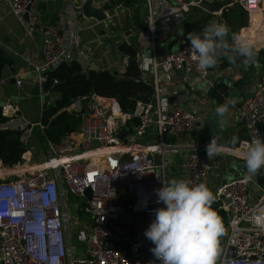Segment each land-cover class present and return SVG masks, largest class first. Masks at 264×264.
<instances>
[{"label": "built area", "instance_id": "1", "mask_svg": "<svg viewBox=\"0 0 264 264\" xmlns=\"http://www.w3.org/2000/svg\"><path fill=\"white\" fill-rule=\"evenodd\" d=\"M203 1L144 0L146 13L138 47L124 43L136 49L140 77L144 75V83L152 87L148 101L138 102L131 113H124L114 99L79 98L66 109L83 112L76 132L56 145L45 143L48 149L42 158L30 154L13 167H4L0 161V264H160L144 231L154 219L155 209L163 206L157 203L156 190L169 182V154L180 152L181 169L186 180L194 184H206L213 167L205 154L207 144L170 142L190 137L204 117L196 108L171 106L170 99L179 93L166 86L173 74L185 87L201 80L209 84V68L198 67L184 37L177 50L160 58L155 50L157 42L173 26L184 24L189 12ZM40 3L11 0L9 6L24 23L28 37L40 35L38 84L41 97L46 99L52 96L43 89L47 72L73 62L87 71L92 62L65 29L68 25L63 29L41 25ZM237 3L249 22L262 4L264 11V0ZM67 13L61 16L62 22L75 23L76 13ZM141 81L142 77L134 80ZM251 94L253 97L241 101L237 109L246 138L236 148L218 147V153L225 152L243 163L246 144L261 136L259 125L264 127V75ZM1 108L5 121L0 131L21 133L29 148L35 128L43 131L41 123L20 116L13 104L5 103ZM121 131L125 133L123 140L117 137ZM144 139L148 142L142 143ZM258 175L249 176L245 168L213 191L211 205L226 217L225 241L216 264H264V182H258ZM71 198L79 202L74 221L68 214ZM71 233L77 244L72 243ZM229 249L234 254L231 259L226 258Z\"/></svg>", "mask_w": 264, "mask_h": 264}, {"label": "crops", "instance_id": "2", "mask_svg": "<svg viewBox=\"0 0 264 264\" xmlns=\"http://www.w3.org/2000/svg\"><path fill=\"white\" fill-rule=\"evenodd\" d=\"M96 8H104L107 16L109 0H92ZM144 2V0H141ZM11 0H0V48L4 49L13 60L11 66H5L2 71L0 81V107L5 103L13 104L17 107L19 115L31 123L40 122V116L46 101L41 97L38 84V68L42 66L40 47V35L37 33L33 37L26 35L24 23L10 12ZM84 0H41L39 11L41 25H54L60 29L67 26L72 33V38L76 39L78 46L84 49L91 64L98 67L99 71L105 70L110 73H121L125 70L126 57L116 56L119 45L114 39L117 37V28L125 26L124 20H113V25L106 22H97L94 19H86L80 12V7ZM218 4L222 5L217 8ZM118 8V7H116ZM222 9L225 12L222 13ZM66 12L76 13L77 21L67 24L62 22L61 16ZM128 14V11H125ZM67 13V15H70ZM78 13V14H77ZM146 13V12H145ZM208 24H225L229 32L239 40L244 38L251 44L254 56L252 60L245 62L242 57L237 63L224 65V60L231 59V55L219 56L216 64L208 70L209 84L205 81L185 87L179 82L174 74L172 82L166 84L169 90L177 91L179 94L170 99L171 106H184L196 108L204 119L202 123L190 134V137L169 139L170 142L179 144H208L211 138L217 140L218 147L236 148L247 136L242 123L238 122L237 109L241 101L252 93L255 86L263 76L264 70V24L260 23L264 19L263 4L254 16L258 21L249 22L247 15L242 10L237 0H204L197 9L191 10L187 15L184 24L173 26L156 44L155 56L160 58L163 54L175 51L180 46L183 37L184 25L188 22L198 21L208 17ZM140 17L144 18L145 15ZM143 19V26L144 27ZM247 20V21H246ZM263 24V25H262ZM72 29H71V26ZM111 27V30L109 28ZM248 27L252 29H248ZM143 29V28H142ZM130 30L123 33L124 40L121 44L129 42L138 47V34L142 30ZM248 29V30H247ZM247 30V31H246ZM138 32V34H136ZM119 38V37H118ZM120 39V38H119ZM143 51L147 49L142 46ZM149 54V50H147ZM17 82L21 85L18 87ZM217 84H223L227 88V96L221 104L212 100L208 93ZM181 93L188 95L186 98ZM220 105H227L228 112L225 114L226 124L222 125L216 115V108ZM236 137L237 142L233 143L232 138ZM29 138V148L31 154H35L38 149L37 143ZM206 154V152H205ZM207 155V154H206ZM182 155L169 154L167 158L168 180L186 179V174L180 166ZM40 158V157H39ZM212 163L210 177L206 181V186L213 193L223 180L234 179L245 170V165L233 156L222 152L209 158Z\"/></svg>", "mask_w": 264, "mask_h": 264}, {"label": "clouds", "instance_id": "3", "mask_svg": "<svg viewBox=\"0 0 264 264\" xmlns=\"http://www.w3.org/2000/svg\"><path fill=\"white\" fill-rule=\"evenodd\" d=\"M229 29L225 24L211 23L199 33L187 34L193 50V59L200 69L213 67L222 53ZM231 51L252 60L254 52L246 39L233 38ZM222 125L226 124L227 105L216 108ZM236 143L237 138L233 137ZM218 153L217 140L211 138L206 145L207 158ZM244 165L249 176L264 169V139L256 137L246 144L243 153ZM157 203L154 219L144 231V236L154 247L150 248L160 264H216L219 253V238L223 225L211 208L213 193L204 183L194 184L191 180L174 179L156 190Z\"/></svg>", "mask_w": 264, "mask_h": 264}, {"label": "trees", "instance_id": "4", "mask_svg": "<svg viewBox=\"0 0 264 264\" xmlns=\"http://www.w3.org/2000/svg\"><path fill=\"white\" fill-rule=\"evenodd\" d=\"M109 1H111L110 6L112 7L121 3L125 6H131L133 0ZM221 6L218 4L216 7L219 8ZM107 8L110 7L107 6ZM224 12L225 9H222V13ZM209 18L210 16L184 25L183 37L188 44L187 34L191 32L199 33L208 25ZM233 38L234 36L229 32L224 42L225 47L220 56L231 55V59L224 60V65L237 63L242 58L231 51ZM119 50L123 52L128 61L125 70L117 76H113L105 70L94 71L89 69L84 71L75 62L62 63L55 70L46 73L47 80L43 83V89L54 96L55 102L51 105L45 104L40 116V123L43 126L40 139H42L43 143L56 145L64 136L74 133L80 128L83 112L75 113L66 110L79 98L97 96L99 98L114 99L122 112L131 113L138 102H146L152 97V87L143 81L134 82V80L141 79L134 57L136 49L133 46L122 43L119 46ZM12 64L13 60H11L4 49L0 48V79L3 68ZM54 81H57V84L53 86ZM208 95L212 100L221 104L228 95L227 88L223 84L214 85L209 90ZM4 121L2 108L0 107V124ZM23 138L24 136L16 131H0V161L4 167H13L19 164L25 156L31 154L30 149L26 148ZM258 182H264V172L261 170L259 171ZM211 208L215 210L213 205H211ZM220 214L225 217L224 214Z\"/></svg>", "mask_w": 264, "mask_h": 264}, {"label": "rangeland", "instance_id": "5", "mask_svg": "<svg viewBox=\"0 0 264 264\" xmlns=\"http://www.w3.org/2000/svg\"><path fill=\"white\" fill-rule=\"evenodd\" d=\"M108 6L110 7L111 10H107L109 13V18H112L114 20H124V24L125 26H121L120 28H117V31H113V32H117V37H115L114 39L116 40V44L117 46L121 44V40H124L125 38H123V33L125 31H130V30H139V28H143V19L142 17H140L141 15H145V2H141V1H137V0H133L131 6H125L123 3L119 4L118 6H110V4H108ZM118 7V8H116ZM128 11V14H126L125 11ZM106 11V10H105ZM247 21V20H246ZM264 24V19L262 22ZM262 24V25H263ZM109 28V27H108ZM111 30V27L109 28ZM136 34H138V32H136ZM120 39H119V38ZM262 71H264L262 69ZM264 75V74H263ZM44 99V98H43ZM46 102H48L49 105L53 104L55 102L54 96H49L48 98L44 99ZM31 139L33 141H35L37 143L38 149H36L35 154L32 155L33 158L39 159V157H43L44 154L47 152L48 146L47 144H45V142L43 143L42 139H40V132L39 129L36 127L34 130L33 135L31 136ZM31 140V142H32ZM148 140L144 139L142 141V143H147ZM69 205H68V214L69 216L72 218V221H74L75 218H77L76 213H75V206L76 204H78V200L71 198L69 200ZM217 216L220 218L222 225H223V234L222 236L219 238V253L216 259L217 260L221 257L222 255V247L225 241V232H224V224L226 223V219L225 217H223L220 213H216ZM71 237H72V243L73 244H77L76 241V237L74 236L73 233H71Z\"/></svg>", "mask_w": 264, "mask_h": 264}, {"label": "water", "instance_id": "6", "mask_svg": "<svg viewBox=\"0 0 264 264\" xmlns=\"http://www.w3.org/2000/svg\"><path fill=\"white\" fill-rule=\"evenodd\" d=\"M81 14L84 18L86 19H94L96 20L97 22H106L107 24H111L113 25V20L111 18H109L105 12V9L104 8H96L95 6H93V1L92 0H85L82 5H81ZM23 19L26 20L27 19V16L24 15L23 16ZM116 50V56L118 58H122L124 57L123 55V52L121 50H118V48L116 47L115 48ZM128 61V60H126ZM90 69L91 70H94V71H99L98 67H96L94 64H91L90 66ZM113 76H117L118 74L117 73H111ZM142 77V81L143 82H146V77H144V75H141ZM253 97V94H249L245 97V100L247 99H251ZM258 130H259V133H261V138L264 139V127L262 125H259L258 126ZM124 131L122 132H119L117 137L120 139V140H123L124 138ZM85 195L88 197L89 196V191H85ZM224 199V198H222ZM234 257V254L233 252L231 251V249H229L227 251V255H226V258L227 259H231Z\"/></svg>", "mask_w": 264, "mask_h": 264}, {"label": "bare ground", "instance_id": "7", "mask_svg": "<svg viewBox=\"0 0 264 264\" xmlns=\"http://www.w3.org/2000/svg\"><path fill=\"white\" fill-rule=\"evenodd\" d=\"M252 18H253V19H252V25H253V21H258V17H257V16H253ZM250 29H252V28H249V30H250ZM262 37H264V36H262ZM250 45H251V44H250Z\"/></svg>", "mask_w": 264, "mask_h": 264}]
</instances>
